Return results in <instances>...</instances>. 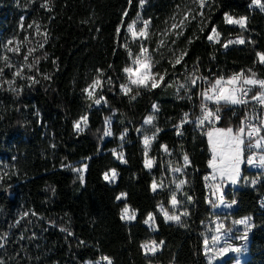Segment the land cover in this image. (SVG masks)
<instances>
[{
  "label": "trees",
  "instance_id": "1",
  "mask_svg": "<svg viewBox=\"0 0 264 264\" xmlns=\"http://www.w3.org/2000/svg\"><path fill=\"white\" fill-rule=\"evenodd\" d=\"M181 1L145 0L142 8L140 0H48V7H41L45 0H0V40H11L8 47L21 44L19 53L0 50V57H9L14 65L5 67L0 59L3 264H85L102 257H109L111 264H208L201 233L219 213L211 210L216 201L205 195L202 182L210 167L206 140L196 122L198 81L192 85L190 79L199 74L208 84L238 69L264 76V65L256 57L264 53V10L252 7V0H207L198 12L203 15L189 21L174 43L178 54L187 52L181 63L158 69L167 73L160 87H133L125 95L120 85L128 65L126 23L142 12L158 31L171 2ZM225 14L247 17L246 27L226 24ZM37 25L40 33H47L46 40L37 34ZM212 27L220 33L219 42L207 39ZM236 36L245 43L223 46ZM29 48L35 51L25 61ZM26 63L32 68L23 67ZM17 67L23 68L25 78L13 76ZM97 70L103 74L102 86L89 99L82 89L100 74ZM9 80L14 81L11 87L5 83ZM180 84H186L187 91ZM185 113L187 122L181 123ZM109 115L111 133L125 131L124 139L103 137ZM85 116L86 126L76 131L73 122ZM149 116L154 119L145 124ZM217 124L231 127L234 118L221 109ZM144 133L155 134L147 157L140 143ZM144 158L152 161L151 168L145 167ZM81 166L84 172L79 174ZM113 169L116 180L109 185L102 175ZM245 174L242 170L239 178ZM180 180L185 183L176 189ZM153 182L162 186L153 191ZM118 193L124 199L117 200ZM173 193L180 222L165 221L156 210L159 205L169 210ZM260 193L264 180L235 190V208L224 214L229 220L246 217L250 222L242 264H264V216L256 213ZM223 194L230 198L229 192ZM123 205L135 212L132 220L121 219ZM149 214L153 232L144 225ZM149 239L163 241L154 255L143 254L140 247Z\"/></svg>",
  "mask_w": 264,
  "mask_h": 264
},
{
  "label": "snow or ice",
  "instance_id": "2",
  "mask_svg": "<svg viewBox=\"0 0 264 264\" xmlns=\"http://www.w3.org/2000/svg\"><path fill=\"white\" fill-rule=\"evenodd\" d=\"M144 2L145 0H140L141 5H143ZM194 2L197 3L201 9H203L206 6L207 0H194ZM252 4L259 6L262 10H264V4L261 3V0H252ZM41 7H48V0H45V3L42 4ZM198 15L202 16L203 13L202 12L198 13ZM192 18L194 19L195 17H192ZM187 19H188V15L185 14L183 19H181L179 23L172 24L171 26L172 29H181V31L176 32L175 35L179 36L183 34L182 28ZM224 21L226 24L239 25L241 29H244L247 24V17L242 16L237 19L231 15L225 14ZM149 24H150V21L145 20L143 22V27L139 28V31H136L135 30L136 23L133 22L132 24L128 25V31L132 34L134 39L143 38L147 40L150 38V33L148 32ZM21 27H23V25H21ZM28 27L31 28L33 27V25L29 24ZM36 28H37V34L44 35L45 40H46L47 33H40L39 25H37ZM117 31L119 32V29H117ZM219 37H220V33L217 31L215 27H212L211 33L207 36V39L211 42H219ZM24 40L27 41L28 37L26 36ZM172 42L175 43V41H172ZM164 43L165 41L159 42L160 46H163ZM189 43H191V41H189ZM232 43L244 44L245 40L243 38H238L234 41L229 40L227 41L226 44H224V47H227L229 44H232ZM11 44H12V41L9 40L8 45H11ZM5 47L7 48L8 52L19 53L21 44L18 42L15 47H8L7 45H5ZM39 47L42 48L43 43H40ZM34 51L35 49L29 48L27 50V54H25L24 56V60L27 61L28 57ZM186 54H187L186 50H182L178 55L174 54V60L170 61L173 67H175V65L180 64ZM129 55L132 56L133 54L130 52ZM256 57L258 59V62L264 65V53L257 52ZM0 59L4 60L5 67H8V68L14 67V65L9 62V57L3 56V57H0ZM156 63H157L156 61L152 60V57L149 54L148 48L141 45L140 53L136 55L135 58L133 59V64L135 65V67L130 66V67H125L123 69V72L127 76L128 83L120 85L121 92L124 93L125 95H128L133 92V86H135L136 89H139L141 87L143 88L150 87L152 89L160 87L161 82L164 81L165 75L167 73L165 72L162 74V73L153 71ZM23 67H27L31 69L32 64L26 63ZM97 71L98 73H100V70H97ZM3 72H4V68H0V74H3ZM102 75L103 74L100 73L96 78L92 80L91 84H89L87 87L82 89V91L87 95L89 99H93L94 93L96 92V90L102 86L101 79H100V76ZM13 76L25 78L23 76V68L17 67L16 71L13 73ZM26 78L28 80H31L33 83L36 82L35 78L32 76H28ZM45 78L47 79L48 77H45ZM196 79L198 78H191L190 83L192 85H195ZM5 83H7L11 87L14 81L9 80V81H5ZM257 86L259 88V91H257L255 95L251 96V100L255 101L257 104L264 107V79L257 77L255 72H250V75H245V73L242 71L238 73H233L227 77L219 76L218 78L215 79L214 83H210V88L205 89L201 92L203 101H213L217 105V107L213 111V110L208 109L206 104L202 102L200 105L201 115L197 117V121H196L197 124L203 125L205 121H209L211 118H214L215 120H220L221 119V115H220L221 108L224 105H246L248 103V100H246L245 97H247L248 94L253 90V88ZM179 88L185 89L187 91L186 84H180ZM138 94L139 92L137 91L136 95ZM132 98L134 99L135 96H132ZM101 99H103V97H100L99 99H95L94 102L96 104H99L101 102ZM189 99H191V97H189ZM153 108L155 109L156 106L153 105ZM187 118H188V113H185L184 119L181 121V123L187 122ZM153 119H154L153 116L147 117V119L145 120V124H151ZM81 122H83L84 125L86 126L87 117L86 116L81 117L80 120L75 122L74 128L78 132L83 131V127H81ZM245 125H247V136L249 140L248 147L249 148L251 147L264 148V137L260 136L261 127H264V125L256 126L252 124L247 119V117L241 121V126L235 130L232 127L215 128L214 131H209L207 133L209 146L212 151V159L209 160V166L213 167L214 169L219 167L222 177L227 172L229 175V178L232 180L233 183H236V176L239 173V164L241 161V156H242V151H243L242 146L245 144V140H244V134L246 131ZM159 131L160 129L157 128L156 132H159ZM110 134L111 133L109 131L105 130V135H110ZM253 138H255L254 145L251 143ZM121 139H123V137H121ZM153 139H155V134H153V136L151 137L146 135L143 138L146 157H147L148 149ZM161 147L164 148L165 151H167L166 146L162 145ZM113 154L114 155L116 154L115 150ZM118 158L122 159V154ZM184 162L185 164L188 163L187 156L184 157ZM247 162L249 164H252L253 157L249 156L247 158ZM259 163L261 166H264V155H261L259 157ZM145 167L151 168L152 161L146 158ZM79 171L82 172V170H79ZM175 171L179 172L181 171V169L176 168ZM111 172H112L111 177H109V174L107 172L104 174V178L106 180H109V179L115 180L116 172L114 169L111 170ZM80 179H81V182L83 183V175H81ZM184 183L185 181L180 180L176 184V188L177 189L181 188V186ZM252 183L255 184V180H253ZM161 186L162 185H158L155 182H153L152 189L153 191H156L157 188ZM120 198L121 197L119 196L117 197V199H120ZM189 199H191V197H189ZM171 203L173 207H175L179 203V201L176 198L175 193H173L171 197ZM233 203L235 202L233 201ZM160 211L163 213L165 220L180 222V216L175 215V214L170 215L167 211L164 210L163 207H161ZM184 215H187V213L185 212ZM134 217H135V212H132L131 214H129V209L127 206H125L122 209L121 219L131 220ZM151 220H153V217H152V214H149V217L145 221V223L147 224ZM235 223L245 224L246 226L250 225V222L247 219L237 220L235 221ZM222 227L223 225L218 226L216 229L217 232H219ZM211 239L213 243H215L216 241L219 240V237L214 235L212 236ZM162 244H163V241H160L159 244H157L155 241H152L150 243L141 245V247L144 249L146 255H150V254L154 255L156 251L159 249L160 245ZM204 245L207 249L206 254H209L211 258H218V257L224 256L230 251L231 252L240 251L239 248H233L231 246L222 247L220 249L213 250L212 248L208 246L207 240L204 241ZM102 260L107 261L108 264H111V260L109 257H102ZM0 264H3V262L0 261Z\"/></svg>",
  "mask_w": 264,
  "mask_h": 264
},
{
  "label": "rangeland",
  "instance_id": "3",
  "mask_svg": "<svg viewBox=\"0 0 264 264\" xmlns=\"http://www.w3.org/2000/svg\"><path fill=\"white\" fill-rule=\"evenodd\" d=\"M172 3H176V2H171L170 13L167 16V18L165 19V21L163 23V27L160 28V30L154 31L153 29H151L150 24H149L148 32L150 33V38L147 40H145L143 38L134 39L132 34L128 31V25L132 24L133 22L136 23V27H135L136 31H139V28L143 27V22L145 20H148V19L143 16L142 12L137 13L130 21H128L126 23L125 31L127 34V42H128V50H127L128 65H127V67H130V66L135 67V65L133 64V59L135 58L136 55H138L140 53L141 45L148 48L149 54L151 55L152 60L157 62L155 64L154 69H153V71H156V72H159L158 69L162 65H165L166 63H169L170 61H172L174 59V54L178 55V51H177L176 47H174V43L172 41H176V39L179 36L175 35V33L178 31H181V29H172L171 26L173 23H179L180 20L183 19L184 15L187 14L188 19L185 21V24L182 28V31H183L184 27L189 23V21H191L193 19L192 17H195L198 14L200 7L197 3L194 2V0H182L179 5L178 4H172ZM250 5L252 7H256L258 9L262 10L259 6L253 5L252 2ZM146 6H147V4L145 3L142 8H144ZM143 11H144V9H143ZM238 18L239 17H237V19ZM231 25H235V24H231ZM235 26H239V25H235ZM210 33L211 32H209V34ZM238 38H240V37L236 36V37L229 38L225 41L224 44H226L227 41H229V40L234 41ZM160 41H165L163 46H160V44H159ZM7 42H8V38H6L5 40H0V50L1 51L4 49L5 45H7ZM224 44H223V46H224ZM232 44H239V43H232ZM232 44H229V45H232ZM130 52L133 54L132 56L129 55ZM125 83H128V80H127L126 74L123 72V82L121 84H125ZM133 87H135V86H133ZM80 119H81V117L76 119L73 122V128H74L75 122L80 120ZM146 119H147V117H146ZM111 121H112L111 115L105 117L103 137L104 138H113V139H116L119 141L122 140L121 137H123V139H124L125 131H122L120 134L113 136V134L111 133V130H110ZM83 125H84V123L81 122V127H83ZM105 130L109 131L111 134L105 135ZM146 135L149 137L153 136V135L148 134V133H144L141 135L140 143L142 145L143 153H145L143 138ZM115 153H116V151H115ZM115 155H116V157L121 156V155H117V153ZM145 160H146V158L143 159L144 164H145ZM240 163H241V161H240ZM208 164H209V162H208ZM239 167H240V164H239ZM210 169L211 170L207 173V174H209V176L207 178L209 181V189H210V191H214V193L216 195V191H219L222 183L228 184V181L232 182V180L229 178V175L227 172L222 177L220 170H219V167H217L216 169H214L213 167H210ZM77 170H78L79 174H82L84 172L83 166L77 168ZM79 170H82V172ZM106 172L109 174V177H111V175H112L111 170L105 171L102 175L104 181H106L109 185H113L115 183L116 177H115V180H111V179L106 180L104 178V174ZM238 175H239V173H238ZM238 175L236 176V180H237ZM170 180L172 183L174 182L173 177H171ZM175 186H176V183H175ZM215 186H216V189L214 188ZM121 194H123V193H118L116 195V199L118 196L121 197L120 199H117V200L124 199V194L123 195H121ZM213 205L211 206V209L213 208ZM125 206H127V205H123L120 208V217L122 214V209ZM176 206L173 207V205L171 203V199H170V209L166 210L164 208V210L167 211L170 215H172V214L178 215V211L176 209ZM161 207L162 206H160V205L157 206L156 210L165 220L163 213L160 211ZM217 207L218 208H216V207L213 208L212 211L219 213V215L214 216L209 221V223H207L204 226V229L201 233L202 248L204 250L206 261L208 264H242L245 257L247 256L246 242H247V229L249 226H246L245 224H237V223H235V221L245 220V219L248 220V218L239 217V218L234 219V220H229V218L225 217V215H224L229 210L227 209V211H225V212L220 211L222 209V203H220V205L218 204ZM128 209H129V214H131L133 211L129 207H128ZM215 209H217V210H215ZM148 217H149V215H147L145 217L144 225L146 226V228L150 232H153L155 230L153 220L149 221V223H147V224L145 223V221L148 219ZM122 220L130 221V220H125V219H122ZM165 221H171V220H165ZM173 222H176V221H173ZM220 225H223V227L220 229L219 232H217L216 229ZM214 235L219 237V240L216 241L215 243H213V241L211 239L212 236H214ZM205 240L208 241V246L210 248H212L213 250H217V249H220L222 247L231 246L233 248H239L240 251L239 252H231L230 251L227 254H225L224 256H221L218 258H211L209 254H206L207 249L204 245ZM152 241L153 240L149 239V240L141 243L140 247H141V245L150 243ZM156 243L159 244L158 242H156ZM141 250H142L143 254H145V251L142 247H141ZM84 263L85 264H105V263H107V261L102 260V258H98V259L91 260V261L87 260Z\"/></svg>",
  "mask_w": 264,
  "mask_h": 264
},
{
  "label": "built area",
  "instance_id": "4",
  "mask_svg": "<svg viewBox=\"0 0 264 264\" xmlns=\"http://www.w3.org/2000/svg\"><path fill=\"white\" fill-rule=\"evenodd\" d=\"M242 71L244 72L243 69H238V70H234V71H229L227 73H221L218 76H216L210 83H214L215 79L218 78L219 76L227 77L233 73H238V72H242ZM257 77L264 79V76H257ZM197 78H198L197 79L198 82H197V87H196V91H195V99H196V105L198 107V114L196 116V121H197V117H199L201 115L200 105L202 102L204 104H206L207 108L210 110L214 111L217 107V105L213 101H203V97L201 96V92L205 89L210 88V83L205 84L204 80L200 77L199 74H197ZM257 91H259L258 86L254 87L253 90L248 94V96L245 97V99L248 100V103L246 105H224L221 108L223 110H226L228 115L231 116L232 118H234V125L231 126L234 130L241 126V121L244 120L246 117L252 124H254L256 126L264 125V107L260 106L255 101L251 100V96L255 95ZM220 115H221V112H220ZM218 121L219 120H215L214 118H211L209 121H205L203 125L197 124V126L203 132V135H204L205 140H206L208 162L210 159H212V151H211V148L209 146L207 133L211 130H214L215 128H221L217 124ZM245 128H246V131L244 134L245 144L242 146L243 151H242L241 163H240V167H239V175L237 177L236 183L228 181V184H225V186L222 190V193H220L219 195H216V202L226 203L228 210L235 208V205H236V197L234 196L235 190H240V189H245V188H253L257 183L264 180V166H261L259 163V157L261 155H264V148H257V147L249 148L248 147L249 140H248V136H247V125H245ZM260 136L264 137V127H261ZM251 143L253 145L255 144V138L252 139ZM249 156L253 157V163L252 164H249L247 162V158ZM242 170H244L246 172V174L244 177L239 178L240 172ZM207 173L202 176V182H203V186L205 189V195L206 196H208L210 194L209 181L207 179L209 174H207ZM253 180H255V184L252 183ZM224 191L229 192L230 198L226 199L224 197V194H223ZM233 201L235 203H233ZM256 205H257L256 213L258 215L264 216V193H260L256 197Z\"/></svg>",
  "mask_w": 264,
  "mask_h": 264
},
{
  "label": "crops",
  "instance_id": "5",
  "mask_svg": "<svg viewBox=\"0 0 264 264\" xmlns=\"http://www.w3.org/2000/svg\"><path fill=\"white\" fill-rule=\"evenodd\" d=\"M211 131H214V130H211ZM210 170H211V169H210ZM210 170H209V171H210ZM214 188L216 189V186H215ZM222 190H223V187H222V184H221L219 191H216V195H219L220 193H222ZM218 204L220 205L219 202H216V203L213 205V208H215V207L218 208V207H217ZM213 208H212L211 210H213ZM215 210H217V209H215ZM220 211H223V212L227 211V204H226V203H222V209H221Z\"/></svg>",
  "mask_w": 264,
  "mask_h": 264
},
{
  "label": "water",
  "instance_id": "6",
  "mask_svg": "<svg viewBox=\"0 0 264 264\" xmlns=\"http://www.w3.org/2000/svg\"><path fill=\"white\" fill-rule=\"evenodd\" d=\"M224 186H225V183H222L223 188H224ZM210 198H211L212 202L216 201V195H215L214 191H210Z\"/></svg>",
  "mask_w": 264,
  "mask_h": 264
}]
</instances>
